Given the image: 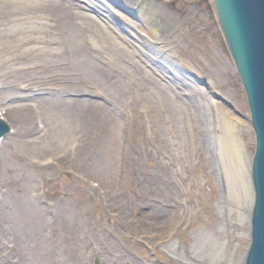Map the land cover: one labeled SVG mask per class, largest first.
Instances as JSON below:
<instances>
[{
	"label": "rangeland",
	"instance_id": "374dc122",
	"mask_svg": "<svg viewBox=\"0 0 264 264\" xmlns=\"http://www.w3.org/2000/svg\"><path fill=\"white\" fill-rule=\"evenodd\" d=\"M39 8L0 5V116L12 131L0 145V264H241L250 225L225 219L218 115L236 121L245 153L253 134L212 11L203 0ZM212 239L228 242L220 262Z\"/></svg>",
	"mask_w": 264,
	"mask_h": 264
},
{
	"label": "bare ground",
	"instance_id": "6f19581e",
	"mask_svg": "<svg viewBox=\"0 0 264 264\" xmlns=\"http://www.w3.org/2000/svg\"><path fill=\"white\" fill-rule=\"evenodd\" d=\"M90 3H91V0H88L89 6H90ZM0 5H2V6L6 5V6L13 7V9H12L13 14L21 13L23 15H27L32 10L39 11V9H40L39 5L41 6V0H30V1L29 0H0ZM91 6H94V7H91L93 9V12H92L93 14H95V15L98 14L106 20L109 19V22L114 25V23H115L114 21L117 20V18H114L111 11H109L105 6L101 7V6L95 5V4H92ZM87 12H89V11H87ZM104 15H106V16H104ZM13 16H15V15H13ZM142 16H143V14L140 13L139 17L141 18ZM109 22H107V23H109ZM120 24L121 23H119V22L117 23V25H120ZM106 26H108V25L106 24ZM120 27H121L120 30L122 29V31H127V29H126L127 27H124L123 24L120 25ZM115 28H116V26H115ZM98 29L101 30V28H98ZM116 31H118V30L115 29V32H113V30H111L110 32L108 31V33H111L110 34L111 37L114 40L116 39V42L120 43V39L117 38L119 36L115 35ZM145 32H148L150 34H153V33L155 34L154 31L150 32L149 29H146ZM120 38H123V36H120ZM124 45H125L127 51L129 53H131V51L128 50V46L126 44H124ZM141 45L145 49H148L150 52L155 54V56L159 57V55H161V61H164L165 63L170 64L169 58H167V56H165V55L163 56L162 51H160L159 48H152L151 46H149L148 44H145V43H142ZM154 60H156V59H154ZM157 65H159L161 67L162 64H157ZM162 70H163V68H162ZM171 77H173V75H171ZM51 80H53V77H51V79H48V77H47V78H44V81H42V82L48 83ZM36 83H37V81H36ZM96 106H97V104L91 105V109L94 110L93 112L98 113ZM99 107H100V105H99ZM93 112L89 113V111H88L87 115L89 117H91V114H93ZM96 113H94V116L96 115ZM218 122H219V127L221 130V134L219 137V143H218V149H217L219 151V156H220L219 167H220L221 172L224 176V190L226 191V194H227V200H228L227 202L228 203L231 202V205H232L231 208L229 209V213L226 214L225 213L226 211L224 212L226 215L225 219L226 220L230 219L231 221H233L237 224L238 223L242 224L245 222H248V224H249L250 223L251 209H252V204H253V187H252V183H251V178L249 177V174H250V157H251L252 152L249 154L244 152V150L242 148V143L236 134V130H235L236 121L231 120V118L227 115V113H225L224 111H221L220 115H218ZM248 128H249V130H251V125H250L249 121H248ZM249 230H250V228H249ZM248 236L250 237V232H248ZM210 245H211V258H212V260H214V262H218V261L220 262L222 259L223 250L224 251L228 250V242H224V241L217 242V241L213 240V242H211ZM173 248H174L173 242L166 245V250H168L171 253L173 252ZM226 259H227V257H226ZM20 263H21L20 259L18 258V261H16V264H20ZM227 263L228 262L226 261V264ZM240 263L244 264V259L241 260ZM228 264H232V263L230 262Z\"/></svg>",
	"mask_w": 264,
	"mask_h": 264
},
{
	"label": "water",
	"instance_id": "95a60500",
	"mask_svg": "<svg viewBox=\"0 0 264 264\" xmlns=\"http://www.w3.org/2000/svg\"><path fill=\"white\" fill-rule=\"evenodd\" d=\"M204 1V4H205V8H206V12H211V9L208 7V3H207V0H203ZM241 3L244 1V0H239ZM259 8H260V12L262 13V11H264V0H262V2L259 4V6L257 7V10L256 12L259 11ZM263 17H264V14H263ZM232 20V18L230 19ZM264 25V23H263ZM248 38H246L247 40ZM250 43V42H249ZM249 43H247V41H243L242 43H240L239 45L236 44V42L232 39V47H236L238 49V55H237V58H238V61H240L239 65L242 67V69H246V68H255V62L256 60L259 58V56H264V26L260 29V31H257L256 32V40H254L253 42V55L251 56L250 59H245L244 56H245V52H246V46L245 45H248ZM250 80H252L250 78ZM250 87V93L251 95H255L256 94V89L258 88L257 86H252L251 84L249 85ZM254 111L261 115L263 118H264V105L262 107V104L261 102H258L257 105L254 106ZM0 133L4 130H7V126H3L1 123H0ZM261 140H263V138H261ZM249 177H250V174H249ZM251 178V177H250ZM257 180H258V184L260 185V187L263 185V180H262V177H261V173H257ZM253 199H254V194H253ZM259 207V205H258ZM251 217V215H250ZM257 230V248H256V252H255V255H254V263L255 264H258L259 261H260V258H261V248L259 247L260 244H261V235L263 233V230H264V222H260L256 228ZM250 232V230H249ZM249 247V246H248ZM248 250V249H247ZM244 263H245V260H244Z\"/></svg>",
	"mask_w": 264,
	"mask_h": 264
}]
</instances>
